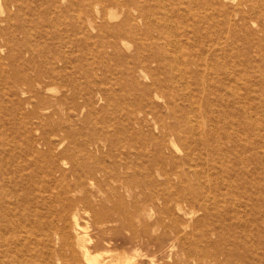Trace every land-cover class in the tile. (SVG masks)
Listing matches in <instances>:
<instances>
[{
    "label": "rangeland",
    "instance_id": "1",
    "mask_svg": "<svg viewBox=\"0 0 264 264\" xmlns=\"http://www.w3.org/2000/svg\"><path fill=\"white\" fill-rule=\"evenodd\" d=\"M176 117L183 139L162 127ZM68 132L112 139L88 164L142 165L134 198L104 176L71 192L45 178L41 220L71 244L75 214L102 264H264V0H0L1 161L11 147L45 167Z\"/></svg>",
    "mask_w": 264,
    "mask_h": 264
},
{
    "label": "bare ground",
    "instance_id": "2",
    "mask_svg": "<svg viewBox=\"0 0 264 264\" xmlns=\"http://www.w3.org/2000/svg\"><path fill=\"white\" fill-rule=\"evenodd\" d=\"M105 44L107 46H115L116 41ZM39 55H42V53H39ZM57 59L63 60L62 58ZM53 78L54 73L52 70L46 72L38 71L34 78L28 80V86L45 87L47 81ZM171 117H174V114ZM180 123L181 121L177 122L176 117L175 123H166L162 127L169 136L183 139L186 136L179 129ZM72 134L71 132L67 133L66 137L70 138L71 142L66 146H61V140L57 142V139H46L45 158L47 164L45 167L37 169V166H34L33 162L28 160L27 155L19 154L16 156L15 151L11 147L6 149L9 155H12L10 161L4 164L0 158V264H65L63 263L66 258L65 251L69 254L67 259L69 264H102L99 261V257L96 254H92L84 244V236L80 234V225L75 214H73L71 222L74 233L73 244L70 243L72 242L70 235L64 231L63 227H59L52 220L51 222H43L41 220L43 216V192L48 188L45 178L52 177V175L55 176L56 173L60 180L69 178L73 186H66L63 188V192H71L86 181H90L89 184L92 185L99 181L97 178L104 176L103 178H106L107 181L116 183V188H123L124 191L134 198L137 195L136 189L141 186V181L136 176L129 177L126 171L129 168L132 169V167L141 168L142 165H140L141 162L139 165H132L131 163H116V161H113L111 166H108L98 159L88 164L85 158H90L93 151L97 153L104 150L106 154H111L112 151L117 150L115 145H112V139L107 144L101 141V139L106 138L85 135L83 140L77 143L76 139L72 138ZM75 142L76 147L71 144ZM174 142L172 137L171 139L166 138L165 143L161 142L156 146L160 149L162 144H164L170 148L175 144ZM176 147H174V150H176ZM1 150L2 148L0 147ZM78 150L79 154H77ZM126 153H129V151ZM188 158V153H184V159ZM186 162L188 161L186 160ZM117 166L121 167V169ZM81 169H85L86 172L80 173ZM159 169L161 174L166 177L172 171V174L178 176L177 171H174V169L166 170L164 166ZM41 174L45 184L38 186L37 182H35V177L38 178ZM46 207L48 208V206ZM27 208L29 210L28 214L25 213ZM64 224L67 223L64 222ZM38 231H41V234ZM39 235L42 237L40 238ZM38 244L41 246L40 248L34 246ZM123 251H117L112 259V264H126L125 262L133 260L131 256ZM53 261L57 262L54 263Z\"/></svg>",
    "mask_w": 264,
    "mask_h": 264
}]
</instances>
